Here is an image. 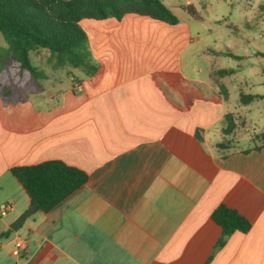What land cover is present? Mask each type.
I'll return each instance as SVG.
<instances>
[{"label":"crops","instance_id":"crops-1","mask_svg":"<svg viewBox=\"0 0 264 264\" xmlns=\"http://www.w3.org/2000/svg\"><path fill=\"white\" fill-rule=\"evenodd\" d=\"M162 2L176 23L137 13L81 19L97 70L67 76L69 87L0 91V264H264V141L256 137L264 120L253 105L260 99L227 104V74L206 59L222 51L193 30L194 4ZM179 76L223 85L228 95L179 109L159 84L171 89ZM227 112L236 123L259 122L254 137L232 140L236 126L224 134ZM51 158L85 170L86 182L12 231L30 201L10 168ZM219 204L251 226L216 246L222 229L211 212ZM16 238L24 240L18 256Z\"/></svg>","mask_w":264,"mask_h":264},{"label":"trees","instance_id":"trees-1","mask_svg":"<svg viewBox=\"0 0 264 264\" xmlns=\"http://www.w3.org/2000/svg\"><path fill=\"white\" fill-rule=\"evenodd\" d=\"M126 13L147 15L170 24L178 21L162 0H0V32L7 43V53L0 55V70L13 62L18 69L27 70L32 77L39 78L42 72L30 61L29 52L46 48L56 63L80 68L85 75H90L97 70V63L89 54L87 34L80 20L120 19ZM258 53L264 57V52ZM231 72L233 68L217 70L219 75ZM180 78V83L171 89L159 83L168 100L179 109L188 107L196 97L219 101L228 95L223 85L214 90L206 83ZM239 99L241 104H246L264 99V94L240 91ZM223 122V133L231 134L236 126L234 114L225 113ZM256 137L264 141V131L257 133ZM218 145L225 147L223 142ZM10 171L26 192L30 204L35 203L43 211L56 206L88 178L85 170L58 158L16 164ZM211 218L222 229L216 246L222 245L232 232H245L251 226L248 219L225 204H219L211 212ZM6 233H1L0 237Z\"/></svg>","mask_w":264,"mask_h":264},{"label":"rangeland","instance_id":"rangeland-1","mask_svg":"<svg viewBox=\"0 0 264 264\" xmlns=\"http://www.w3.org/2000/svg\"><path fill=\"white\" fill-rule=\"evenodd\" d=\"M191 1L198 15L193 30L201 33L207 44L214 45L222 51L206 59H211V62L214 61L219 67L234 69L226 77V84L231 93L227 104L239 108L237 105L240 104V88L244 91L245 89L264 91L262 72L264 57L258 53V50L264 51V0ZM226 51L233 52L236 56ZM6 53L7 43L0 32V55L4 56ZM49 55L46 48L29 52L30 61L42 72L39 78L32 77L27 70L18 69L13 62L4 66L0 70V91L8 94L36 95V93L45 94L44 92L47 91L57 92L58 88L69 87L70 80L67 76L72 75L76 78L74 72L79 71L80 68H72L62 63L52 65L51 62L56 59ZM203 67L206 69V61ZM44 77H47V80ZM253 105L259 121L264 120V99L254 101ZM257 123L246 124L244 120L238 118L232 140L239 139L241 142L253 138L256 128L252 126Z\"/></svg>","mask_w":264,"mask_h":264},{"label":"water","instance_id":"water-1","mask_svg":"<svg viewBox=\"0 0 264 264\" xmlns=\"http://www.w3.org/2000/svg\"><path fill=\"white\" fill-rule=\"evenodd\" d=\"M37 208L35 203H31L25 210H23L9 225L12 231H17L25 222L27 217Z\"/></svg>","mask_w":264,"mask_h":264},{"label":"built area","instance_id":"built-area-1","mask_svg":"<svg viewBox=\"0 0 264 264\" xmlns=\"http://www.w3.org/2000/svg\"><path fill=\"white\" fill-rule=\"evenodd\" d=\"M0 212H1V213H4V212H5V209H2ZM23 247H24V240L21 239V238H16V239L14 240V245H13V249H12V254H13V255H16V256L20 255V253H21V249H22Z\"/></svg>","mask_w":264,"mask_h":264}]
</instances>
